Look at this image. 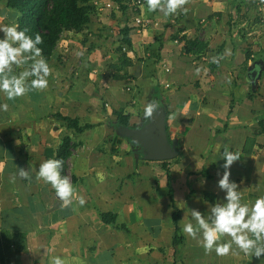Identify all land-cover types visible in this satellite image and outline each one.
Masks as SVG:
<instances>
[{
	"label": "crops",
	"instance_id": "1",
	"mask_svg": "<svg viewBox=\"0 0 264 264\" xmlns=\"http://www.w3.org/2000/svg\"><path fill=\"white\" fill-rule=\"evenodd\" d=\"M250 1L243 0L240 7L248 20L235 17L236 28H230L235 0H187L186 11L168 17L149 11L144 0L140 13L148 21L145 27L134 25V16L126 12L131 46L123 53L131 64L119 71L112 67L119 61L117 26L111 12H99L93 22L103 30L102 37L62 34L49 61L54 71L46 89L14 100L0 93V103L9 105L0 111V264H53L56 256L65 264H264V256L245 255L235 245L224 256L205 252L183 231L185 244L173 247L165 169L144 160L136 145L122 137L112 152L116 135L108 125L121 111L131 127L141 126L144 107L159 88L167 136L182 156L169 168L181 229L184 215L183 222L191 219L187 208L205 213L223 198L217 173L224 171L225 145L241 154L230 179L240 186L243 199L252 203L264 196V67L254 62L264 39L258 26L249 23L254 14ZM253 1L257 6L258 0ZM4 3L0 0V26L15 19ZM113 13L116 19L124 17ZM186 41L206 47L201 54L186 53ZM226 49L230 55H224ZM218 56L224 58L211 68ZM123 73L129 80L113 77ZM57 115L90 128L78 133ZM65 136L72 145L66 176L76 195L62 207L52 186L37 178V170L55 156ZM251 137L261 148L248 147L245 153ZM19 168L29 169L31 179L20 177ZM203 169L210 178L200 174ZM132 171L139 176L135 180L128 176ZM107 214L114 221L102 218Z\"/></svg>",
	"mask_w": 264,
	"mask_h": 264
},
{
	"label": "clouds",
	"instance_id": "2",
	"mask_svg": "<svg viewBox=\"0 0 264 264\" xmlns=\"http://www.w3.org/2000/svg\"><path fill=\"white\" fill-rule=\"evenodd\" d=\"M187 0H147L149 11H159L164 17L186 11L184 5ZM4 35L0 38V93L8 100L26 95L31 90H43L49 86L48 77L54 69L43 56V38L39 33L33 37L28 29L20 28L16 23L0 26ZM226 49L224 55H230ZM223 56L213 57V63H219ZM23 71L16 73L14 68L23 67ZM197 72L200 68L196 69ZM9 105L0 103V111H7ZM158 101H150L144 107V119L150 121L153 114L160 111ZM220 145L217 149L220 150ZM221 155V154H220ZM223 173H217V186L224 193L222 199L212 204L210 210L202 213L196 209H188L191 219H182V231L187 236L198 240L205 252L215 251L217 255H228L235 245L245 255L260 258L264 256V196L257 197L248 203L243 199L240 186L231 177V166L241 159L238 151H232L227 145L223 146ZM63 160L47 159L40 163L37 178L48 183L55 190L62 201L61 206L72 204L76 189L70 178L62 175ZM18 175L24 179H31L29 169L19 168ZM15 176L13 177V180ZM78 202L84 205L86 200L79 196ZM227 236L230 239L224 240ZM53 264H65L61 256L53 258Z\"/></svg>",
	"mask_w": 264,
	"mask_h": 264
},
{
	"label": "trees",
	"instance_id": "3",
	"mask_svg": "<svg viewBox=\"0 0 264 264\" xmlns=\"http://www.w3.org/2000/svg\"><path fill=\"white\" fill-rule=\"evenodd\" d=\"M94 1H99L101 3H104L105 1H112L117 2L119 5V11L110 10L111 19L114 20L115 25L117 26L116 41L119 43L118 47L116 48V52L119 54V61L117 65H112V67L116 66V70L119 71L122 68L131 64L129 58L123 53L126 48H130L131 46V40L129 38V27L127 26L128 18L126 16V12L128 11L131 16L135 15V12L125 4L124 0H5L4 5L12 13V15H14L15 19L13 20V22L18 24L20 28L28 29L29 35H32L33 37L37 33L41 35V37L43 38V42L41 45H39V47L42 48V54L49 63L55 53L56 46L59 40L61 39L63 33H89L98 38L102 37L103 30H101L93 22L96 19L98 13L100 12L93 5ZM142 1L144 2V0ZM250 2L251 6L253 5V9L258 12L257 6H254L255 1L252 0ZM242 3L243 0H235L233 10L229 14L228 25L230 26V28L236 26V22L234 19L235 17L242 16V18L248 20L249 15L244 16L240 14V7L242 6ZM113 12H121L124 17L120 20L116 19L115 13ZM250 15L253 16L252 14ZM185 47L186 53L201 54L204 48L206 47V44H202L196 41H186ZM254 62L256 64H261V66L264 67V47H262V49L257 53V58ZM218 64L219 63H213L211 65V68L217 67ZM263 71H261V77L264 76ZM113 77L119 78L120 80H125L126 78H129L127 77L126 73H123V75L121 76L115 75ZM256 91L257 89H253L252 94H254ZM151 98V101L163 102V97L162 95H160L158 87L153 89V95ZM57 116L66 121L68 123V127L74 128V130L78 133L83 132L87 128H90L88 125H79L77 119H71L69 117H64L61 115ZM115 116L116 118L114 121L108 122V125L113 128L116 135L115 140L112 143V152H115V147L120 143V140L122 139L118 133L119 128L131 127L129 125V117L127 115H122L121 111H118L115 113ZM260 125L261 128L264 129V121H260ZM71 147V137H63L62 142L57 148L56 154L53 157L55 159L63 160L62 175H66V161L71 155ZM248 147L261 148V145L255 142L254 137H251L246 140L245 147L243 149L245 153L250 152L247 149ZM181 159L182 156L179 153L174 159L156 162L163 166L167 175V197L169 198L170 205L173 209V247L185 244V237L182 233V229L179 227L180 212L174 207L173 199L170 194L171 189L169 185V168L171 165L179 163ZM200 174L207 178H210V175L204 169ZM106 216L111 217L112 221H114L115 219V216L112 214L103 215L102 218L106 219ZM14 238L15 239L13 240L11 238V240L13 241V245L17 247V245L20 244V239L18 240L16 236ZM35 264L40 263L35 262Z\"/></svg>",
	"mask_w": 264,
	"mask_h": 264
},
{
	"label": "water",
	"instance_id": "4",
	"mask_svg": "<svg viewBox=\"0 0 264 264\" xmlns=\"http://www.w3.org/2000/svg\"><path fill=\"white\" fill-rule=\"evenodd\" d=\"M154 113L148 123L139 127L119 128L120 137L128 139L140 148V155L146 161H164L177 157L176 143L171 141L165 129V111L163 108Z\"/></svg>",
	"mask_w": 264,
	"mask_h": 264
},
{
	"label": "built area",
	"instance_id": "5",
	"mask_svg": "<svg viewBox=\"0 0 264 264\" xmlns=\"http://www.w3.org/2000/svg\"><path fill=\"white\" fill-rule=\"evenodd\" d=\"M124 2L131 10L135 12L133 24L136 25L137 27H145L148 24V21L145 20L140 13V9L144 4L143 1L142 0H124ZM93 5L100 12H105V11H110V10L119 11V7H118L119 5L117 2L105 1L104 3H101L99 1H94ZM257 8H258L257 15L259 17V22H260L259 27L261 28V31L264 35V0H258Z\"/></svg>",
	"mask_w": 264,
	"mask_h": 264
},
{
	"label": "rangeland",
	"instance_id": "6",
	"mask_svg": "<svg viewBox=\"0 0 264 264\" xmlns=\"http://www.w3.org/2000/svg\"><path fill=\"white\" fill-rule=\"evenodd\" d=\"M106 12V11H105ZM107 12H110V11H107ZM257 13L258 12H256L255 11V9H254V14H253V16H251V18H249V19H252V21L250 20L249 21V23H252L251 24V27H257L258 26V31L260 30V34L262 35V37H263V39H264V35H263V33H262V31H261V28L259 27V25H260V22H259V17H258V15H257ZM264 72V71H263ZM129 178L131 179V180H135L136 178H138L139 176H138V174H136V172L135 171H132V173H130L129 175Z\"/></svg>",
	"mask_w": 264,
	"mask_h": 264
},
{
	"label": "flooded vegetation",
	"instance_id": "7",
	"mask_svg": "<svg viewBox=\"0 0 264 264\" xmlns=\"http://www.w3.org/2000/svg\"><path fill=\"white\" fill-rule=\"evenodd\" d=\"M146 123H148V121H145V122L143 121V123L141 125H144ZM136 147H137L138 153H140V148L138 146H136Z\"/></svg>",
	"mask_w": 264,
	"mask_h": 264
}]
</instances>
